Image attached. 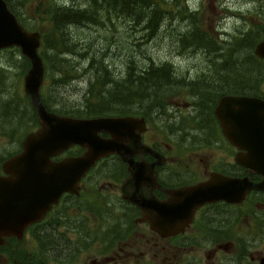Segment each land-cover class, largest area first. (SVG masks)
Segmentation results:
<instances>
[{"label":"flooded vegetation","instance_id":"flooded-vegetation-1","mask_svg":"<svg viewBox=\"0 0 264 264\" xmlns=\"http://www.w3.org/2000/svg\"><path fill=\"white\" fill-rule=\"evenodd\" d=\"M250 6V66L229 68L228 52L209 53L219 58L215 63L220 66L214 68L222 76L216 82L210 77L204 79V84L214 89L206 87L201 92L189 89L188 96L194 101H187L190 112L177 117L166 108L162 112L155 109L152 115H122L147 117L142 142L154 153L133 156L146 166L139 177L131 179V166L119 155L101 159L96 167L105 162L107 177L111 179L106 181V186L100 184L98 188L110 187L109 193L102 195L97 190H103L93 186L90 187L92 194H83L85 182L94 184L88 178L94 167L82 179L79 194H63L40 220L26 225L22 235H2L0 264H264V173L255 169L259 164H249V150L230 139L215 112L224 96L264 99V58L256 51L264 42V0H250ZM245 70L250 73L248 84L233 80ZM231 71L235 72L233 77L223 76ZM198 81H189L187 88L196 87ZM174 94L168 95L167 100L173 99ZM189 120L201 122V127L206 129L200 139L206 142L205 146L198 148L203 156V165L197 170L200 177L190 174L192 167L186 168L185 164L195 163L191 156L178 168L172 164L174 156L167 155L169 150H176L175 144L184 142L181 139L185 134L176 132L183 130L180 125ZM38 122L40 127L39 116ZM170 123L174 130H170ZM149 125L163 130L162 141L146 140ZM39 127L30 131L24 140ZM170 137L175 140L170 141ZM24 140L20 150L3 158L0 176L5 175V162L22 152ZM76 148L73 146L52 159L60 161L75 155L70 153ZM114 160L120 161V165L114 166ZM106 161L113 162L112 168H108L110 164ZM214 174L238 179L239 183L226 187L231 196L197 206L191 220L178 231L161 229L166 222L160 220V208L175 200L173 192L205 184ZM173 224L176 225L175 220ZM54 241H57L55 246Z\"/></svg>","mask_w":264,"mask_h":264},{"label":"rangeland","instance_id":"rangeland-1","mask_svg":"<svg viewBox=\"0 0 264 264\" xmlns=\"http://www.w3.org/2000/svg\"><path fill=\"white\" fill-rule=\"evenodd\" d=\"M20 1H24L25 6H17V10L23 19L25 27L31 31H39L42 35L43 33H48V36L52 34L49 31H52L53 27L50 22L43 19V16L50 17L47 8L50 2H55L57 5L63 7H65L64 5L72 8L78 7L81 10L91 5V0ZM160 3L165 6L166 12L161 13L157 28L152 35H149L150 31L144 30V25H136L133 21L123 19L122 17L118 18L115 27L109 23L102 26L101 24L89 25L86 22L70 24L66 29L62 28L60 31L64 30L63 33H67L68 31L74 42H81L83 44L87 41H92L93 48L95 44L97 45L95 49L100 47L106 48L108 45L107 48L110 49L106 58H104V63L108 65L115 79L121 78L125 80L129 73L130 65L135 67L134 71H139L142 67L145 70L150 64L169 63L175 72L178 71L174 72L178 79L187 80L189 78V81L192 83L196 79L201 81L210 77V79L215 81L222 75L218 74V71L215 70L213 65L216 60L213 58V54L210 55L209 53L217 54L220 51L230 53H227L230 56L228 57L230 59L229 68L250 66L251 47L249 46L244 51L236 50L234 49L236 45L232 43V40L237 36L248 33L251 9L250 0H160ZM197 28L210 31L216 39L217 46L221 48L215 52H207L204 48H198L197 46L187 48L182 42V37L197 30ZM53 36L58 39L60 37L56 31L53 33ZM248 36H250L249 33ZM112 38L113 42L110 45L108 41ZM82 52L85 51L79 50L77 53L64 55L66 57L65 62L71 64V67H74L72 64L75 65L76 68H73L74 72H71L73 76L67 79L66 84H61L59 88L51 92L53 98L59 101L58 105L71 106L75 105V103L82 104L83 102L81 97L85 95L93 72L90 70L85 71L87 69V62L84 61L81 54L79 55ZM49 53L51 54V52ZM98 53L101 54L102 52ZM70 66L69 68L63 67L54 70L46 66L45 86L47 84L53 85L54 79H60L65 75V72L62 73L59 70H69L70 72L72 70ZM29 68L30 61L23 56L19 48L0 49V164H2L3 158H7L20 150L25 136L30 131L39 127L38 116L32 105L31 98L24 90V77ZM232 73L235 72L224 73L223 76L228 75L233 77L232 75L234 74ZM248 76L250 77V73L245 70L243 71V75H237L238 78H234L233 80L245 81L248 84ZM258 76L256 74V79H258ZM47 87L43 89L44 94H48L49 92V90L47 91ZM189 89L194 92L196 87L190 86ZM256 92H259V90H256ZM174 95L176 96L173 99L169 101L165 100L168 105L167 108H170L169 110L166 109V111L171 112V114L177 117L190 112L187 101H194L193 98L188 96L187 91L185 89H178ZM48 97H50V94H48ZM156 115L154 114V116ZM202 122H205V118H203ZM180 126L184 129L176 133L185 134L181 139V142L183 139L184 142L181 145L175 144L174 149L176 150H169L167 155L174 156V160L172 158L174 163L172 164H175L176 167L185 164L182 163L183 160L191 156L195 159V163L191 165L185 164L187 165L186 168L192 167L193 170L189 171L190 174L200 177V171L197 170L203 165L201 164L203 156L200 155L198 148L205 146L204 143L206 142L203 143L200 139L203 137L206 129L202 128V123L196 120L193 123L189 120ZM170 127V130H174L171 123ZM161 131L163 130H158L156 125H153V127L149 125V131L145 137L146 140L149 143L152 140L156 142L162 141L164 138ZM169 140L173 141L175 139L170 137ZM106 162L110 164L108 168H112V161ZM104 163H101L90 173L88 178L94 180V184H92L93 182L89 184L85 182L83 194H90V187L93 186L103 190H97L102 195L109 193L110 187L103 188L106 186V181L111 179L107 177V168L104 167ZM100 184L103 186L102 188H98ZM56 243L57 241H54L53 246Z\"/></svg>","mask_w":264,"mask_h":264},{"label":"water","instance_id":"water-1","mask_svg":"<svg viewBox=\"0 0 264 264\" xmlns=\"http://www.w3.org/2000/svg\"><path fill=\"white\" fill-rule=\"evenodd\" d=\"M41 43V33L28 30L7 1L0 0V49L17 47L30 61L24 90L40 120V128L26 137L21 153L5 162V175L0 176V242L2 235H22L26 225L40 220L63 194H78L82 178L100 159L118 154L130 164L132 179H137L146 166L133 156L154 153L142 142L144 118H79L50 112L41 96L45 78V64L39 53ZM256 51L264 58V42ZM215 112L230 139L249 150V164H259L255 169L264 173V99L224 96ZM74 145L81 146L84 152L60 161L52 159ZM236 183L238 179L214 174L205 184L176 190L175 200L160 208V220L166 222L161 229L178 231L191 220L197 206L211 199L229 198L231 192L226 187Z\"/></svg>","mask_w":264,"mask_h":264},{"label":"trees","instance_id":"trees-1","mask_svg":"<svg viewBox=\"0 0 264 264\" xmlns=\"http://www.w3.org/2000/svg\"><path fill=\"white\" fill-rule=\"evenodd\" d=\"M6 1L21 23L25 26L23 19L17 10V6H25L24 1ZM64 6L65 7L57 5L55 2H50L48 5L47 8L50 17L43 16V19L52 24V31H49L52 32V34L48 36V33H43L39 53L44 60L45 66L54 70L63 67L69 68L71 64L65 62L66 57H64V55L84 50L85 52L79 53V55L81 54L84 61L87 62V69L85 68V71L90 70L93 72V76L90 78L85 95L81 97L83 101L82 104L75 103V105L71 106H62L58 105L59 101L53 98L51 92L54 89L59 88L61 84H66L68 81L67 77L73 76L71 72H74L73 68H76V66L72 64L74 67L70 66L72 69L70 72L69 70H59V72H65V75L60 79H54V86L50 84H47L46 86L44 84L43 86V89L48 86L47 91L49 90L48 94H50V97H48L47 93L44 94L42 89L43 102L46 104L47 108L60 114L77 117L122 116L125 114L143 115V113L144 115H147L148 113V115H152L155 110L154 107L159 110L162 108L166 109L167 104L165 100L167 99V96L176 93L178 89H185L187 94L191 95L189 88H187L190 83L189 80L178 79L174 74L175 70L167 63L159 64L157 66L155 64H150L148 65L149 67L146 68L147 70H143L142 67V69L137 72L134 71V66L130 65V71L126 78L127 80L115 79L113 74L110 73L108 65L104 63V58H106L110 49L107 48L108 45L106 48L100 47L95 49L97 45L95 44V47L93 48L94 45L92 41H87L83 44L81 42H74L68 31L67 33H63L64 30L60 31L62 28L66 29L70 24H81L86 22L89 23V25L101 24L102 26L109 23L115 27L118 18L122 17L123 19L133 21L136 25H144V30L150 31L149 35H152L157 28L161 13L166 12V8L160 3V0H91V5L83 10L78 7L72 8L67 5ZM55 31L58 32L60 36L59 39L53 36ZM215 41L216 39L210 31H205L201 28H197V30L182 37V42L185 46H188L187 48L190 46H197L204 48L207 52H215L221 48L216 45L217 42L215 44ZM112 42L113 38L108 41L110 45H112ZM232 43L236 45L234 49L244 51L249 48L251 42L248 33H244L232 40ZM213 44L214 47H212ZM49 52H51V54ZM98 52L102 53L100 54ZM215 59L219 58L216 57ZM218 65V63H214V66ZM235 78H237V75ZM196 84L195 92H201L202 89L211 87L206 86L204 80L198 81ZM78 151L80 152L81 148H79ZM118 160L113 161L114 166L120 165V161Z\"/></svg>","mask_w":264,"mask_h":264},{"label":"bare ground","instance_id":"bare-ground-1","mask_svg":"<svg viewBox=\"0 0 264 264\" xmlns=\"http://www.w3.org/2000/svg\"><path fill=\"white\" fill-rule=\"evenodd\" d=\"M62 1V0H61ZM9 5V4H8ZM12 10V9H11ZM193 12V11H192ZM17 16V15H16ZM192 17H193V15H192ZM19 19V18H18ZM122 20V19H121ZM126 20H128V19H126ZM194 21V20H193ZM193 21H191V22H193ZM21 22V21H20ZM129 23V22H128ZM194 23V22H193ZM195 23H197V22H195ZM132 24V23H131ZM113 28V27H112ZM135 29V28H134ZM192 29V28H191ZM29 30V29H28ZM115 30V29H114ZM31 31V30H30ZM144 31V30H143ZM41 33V32H40ZM188 33V32H187ZM146 34V33H145ZM186 35V34H185ZM149 37V36H148ZM196 37V36H195ZM150 39V38H149ZM136 40V39H135ZM41 41H42V34H41ZM202 41V40H201ZM227 41V40H226ZM42 44V43H41ZM215 44H216V42H215ZM193 45V44H192ZM217 45V44H216ZM186 47H188V46H186ZM191 47V46H190ZM189 47V48H190ZM212 47H214V44H213V46ZM198 48H200V47H198ZM213 50H215V49H213ZM211 52V51H210ZM214 52V51H213ZM24 56V55H23ZM208 56H209V54H208ZM249 56V55H248ZM44 61V60H43ZM211 63V62H210ZM213 63V62H212ZM45 64V63H44ZM148 64V63H147ZM169 64V63H168ZM217 64V63H216ZM153 65V64H152ZM157 66V65H156ZM214 66V65H213ZM149 67V66H148ZM135 68V67H134ZM175 68V67H174ZM156 69V68H155ZM132 70H133V68H132ZM147 70V69H146ZM130 70H128V72H129ZM151 71V70H150ZM154 71V70H153ZM171 71V70H170ZM112 71L110 70V73H111ZM132 72V71H131ZM137 72V71H136ZM176 72H178V71H176ZM140 73V72H139ZM138 73V74H139ZM145 73V72H144ZM45 74H46V66H45ZM135 74V73H134ZM180 75H181V73H180ZM146 76V75H145ZM141 77V76H140ZM67 78H69V77H67ZM121 79V78H120ZM120 79H118V80H120ZM145 79V78H144ZM125 80H127V79H125ZM129 80V79H128ZM135 80V79H134ZM142 80H143V78H142ZM45 81H46V76H45V78H44V83H45ZM133 82V81H132ZM177 82H179V81H177ZM62 83V82H61ZM125 83V82H124ZM147 86V85H146ZM165 88V87H164ZM158 89V88H157ZM166 89V88H165ZM143 91V90H142ZM145 91H147V90H145ZM158 91H159V89H158ZM161 91V90H160ZM163 91H164V89H163ZM169 92V91H168ZM167 92V93H168ZM200 92V91H199ZM154 93V92H153ZM161 93V92H160ZM165 93H166V90H165ZM165 93H164V95H165ZM158 94V93H157ZM156 94V95H157ZM162 94V93H161ZM160 94V95H161ZM143 95H145V94H143ZM155 95V94H154ZM160 95H158V96H160ZM124 97V96H123ZM161 97V96H160ZM164 97V96H163ZM157 98V97H156ZM159 99V98H158ZM132 101V100H131ZM164 103V102H163ZM158 105V104H157ZM162 106V105H161ZM160 106V107H161ZM140 109H142V108H140ZM150 109V108H149ZM154 109H156L155 107H154ZM163 109V108H162ZM152 110V109H151ZM158 110V109H157ZM142 111V110H141ZM150 112V111H149ZM161 112H162V110H161ZM156 113V112H155ZM145 114H147V113H145ZM149 114V113H148ZM143 116H145L144 115V113H143ZM154 117V116H153ZM141 118V117H140ZM147 118V117H146ZM145 118V119H146ZM160 123V122H159ZM148 124H149V122H148ZM132 179V178H131Z\"/></svg>","mask_w":264,"mask_h":264}]
</instances>
